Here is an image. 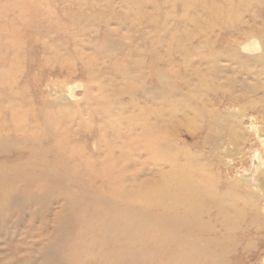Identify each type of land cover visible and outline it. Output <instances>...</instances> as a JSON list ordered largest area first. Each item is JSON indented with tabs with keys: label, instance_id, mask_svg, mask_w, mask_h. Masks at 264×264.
<instances>
[{
	"label": "rangeland",
	"instance_id": "1",
	"mask_svg": "<svg viewBox=\"0 0 264 264\" xmlns=\"http://www.w3.org/2000/svg\"><path fill=\"white\" fill-rule=\"evenodd\" d=\"M204 3L149 0V4L137 6L128 5L127 0H0V172L29 160L24 138L41 139L43 123L50 114L55 122L54 134L65 137L64 143L83 151L90 161L89 166L83 162L77 171L74 169L70 181L77 184L54 187L43 195L39 186L46 171L28 168L23 172L14 184L19 198L10 197L0 204V264H97L86 257L102 241L99 219L109 222L119 216L118 212L105 214V200L115 181L125 179L127 193L138 194L158 186L159 174L168 166L155 157L151 161L139 152L130 168H125L122 156L113 160L108 152L96 153L100 145L101 149L106 147V143L94 145L96 133L107 125L92 113L103 102L97 98L98 82L112 94L131 85L115 72L117 66H124L127 56L137 62L144 54L143 68H148L134 73L132 96L138 101L152 97L143 92V88L152 91L156 86L151 49L161 56L158 70L170 76L179 90L174 95L176 100L201 106L206 100L216 103L232 95L240 99L232 105L209 108L230 120L236 141L228 127L219 144L214 136H208L204 123L193 120L171 130L168 157L184 166L185 173L196 168L205 181L217 177L222 191L225 186L221 179L225 180L228 170L248 175L256 168L255 186L264 191V0H215L218 7L232 8L229 14L234 25H229V30L221 25L214 30L209 27L215 22L203 11ZM186 4L194 8L188 15H197V25L183 20ZM138 14L149 21L139 23ZM156 36L161 43H156ZM248 38L251 40L245 43ZM251 41L254 53H242L243 46ZM229 46H235L242 57L262 56V61H244L238 66L220 57L213 62L212 53H222ZM199 78L226 91L218 96L199 95L192 87ZM127 99L124 96L120 101ZM112 101L115 103L114 96ZM16 119L24 126L21 132L13 130ZM31 127L38 130L28 129ZM105 135L110 139L114 132L105 131ZM53 143L51 140L43 145L50 148ZM57 172L51 176L61 174ZM33 178L39 181L34 188H27ZM134 208L139 210L138 206ZM156 208L153 213L159 214L160 207ZM119 230L125 232L122 223ZM122 238V244L138 240ZM143 251L155 256L148 257ZM163 251L161 244L154 242L120 256L109 246L101 255L120 257L121 264H164L167 254ZM262 251L264 248L256 246L252 253L258 259ZM257 259L248 264H255Z\"/></svg>",
	"mask_w": 264,
	"mask_h": 264
},
{
	"label": "bare ground",
	"instance_id": "2",
	"mask_svg": "<svg viewBox=\"0 0 264 264\" xmlns=\"http://www.w3.org/2000/svg\"><path fill=\"white\" fill-rule=\"evenodd\" d=\"M203 1L205 2L203 11L215 22L209 27L214 30L217 25H221L227 30L231 29L228 26L234 25L230 22L233 20V16L229 14L232 8L229 5L227 8L218 7L214 3L215 0ZM127 2L128 5L133 3L137 6L149 4V0H127ZM109 5L111 6L112 3ZM154 7L155 10H158V6L154 5ZM193 9L191 5H184L183 20L186 21L185 19H187L192 24L197 25V15H188V13L193 12ZM137 18L139 23L145 20L149 21L144 14H138ZM249 40L251 39L245 40V43ZM155 41L161 43L158 36H156ZM253 49L254 45L251 41L244 45L241 50L242 53L243 51L250 53V50L253 51ZM223 51L222 53H212L213 62H216L220 57L228 58L238 66H242L244 61L255 64L262 61V56H240V51L235 46L226 47ZM151 52L154 60L152 64L154 67L156 66L157 70L153 73L156 86L152 91L146 90V88L142 89L144 94L152 96L150 99L138 101L132 96L135 90L134 73L148 69L143 68L144 63L141 58L144 54L139 57L140 60L137 62L132 61L131 57L127 56V58H123L122 64L124 66L115 68L119 78L127 81L128 84L131 82L126 90L116 91L112 94L106 90L101 81L98 82L96 91L99 95L97 98L103 102L95 107L92 113L99 117L101 124L106 123L107 126L105 129L100 128L96 133L97 142L94 145L106 143V147L101 149L100 145L96 153L101 155L100 153L103 151L108 152L107 154L113 160L122 156L126 163L124 164V166L126 165L125 168H130V165L136 161L137 155H140L139 152L143 151L145 158L153 161L155 157L157 161L167 165L168 170L160 172L156 188L150 187L138 194L125 192V179L119 178L118 181H115L110 197L105 200L107 204H105L107 209L105 214L118 212L119 216L108 219L109 222L107 219H99L102 224L99 227L102 241L87 254L86 258L95 259L97 264H121L120 257L119 259L117 257L108 258L101 255V252L109 246H113L117 249V253H115L120 256L126 251L133 252L134 249H144L146 245L157 242L161 244L162 251L167 250L162 252V254H167L163 261L164 264L251 263L257 259L256 254L252 253L256 246L259 249L264 248V191L255 186L256 168L248 175H246L247 173L244 175L241 170H228L225 180L222 181L221 179V183L225 186V190L222 191L217 177L205 181L198 175L197 169L193 167L192 171L185 173V167L179 164L176 159L168 157L167 151L170 146L168 139L171 130H176L178 126H184L193 120L195 122L200 121L202 124L199 125L204 123V127L208 129V136H214L216 141L222 144L223 132L228 127L231 129L232 123L229 119L224 118L220 111L209 110V108L210 106H222L225 103L232 105L239 102L240 99L232 95L228 100L221 99L216 103L206 100L207 102L204 101L201 106L194 101L176 100L174 95L179 90L173 86V79L170 76L162 70H158L157 66H159V58L161 57L159 52L155 49H151ZM255 52L257 53V50ZM194 83L195 86H192L194 92L199 93V95L216 93L218 96L219 92L226 91L224 88L210 86L201 78L195 80ZM73 90L71 89V93L69 92L71 99L74 98ZM113 96L115 103L112 101ZM124 96L129 99L124 102L120 101L121 97ZM140 104L142 105L138 108ZM150 104L152 105L149 106ZM130 113L132 117L125 116ZM50 115L43 123L45 128L41 139L24 138L25 150L29 154V160L10 170L0 172V204L6 202L5 200L10 197L12 199L19 198L14 184L18 182L23 172L28 168H42L46 171L42 177L44 185L41 183L42 186H39L42 190L40 193L43 195L54 187H69L70 184H77L70 181L71 175L77 171L76 167H79L80 164L83 165V162L84 165L89 166V156H86L80 149L64 143L65 137L58 138L54 134L55 122L52 121ZM203 119H206L207 122H203ZM13 124L14 132L24 130L20 120L16 119ZM28 129L38 130L32 127ZM109 130L114 132L113 138L110 139L105 135V131L108 134ZM230 135L235 141L237 140V133L233 132L232 129ZM51 140L54 141L53 146L45 148L43 143ZM65 155L68 158L64 157ZM55 171H59L61 174H57L56 177L51 176L55 174ZM85 174L87 175L86 171ZM31 176L33 177V175ZM64 179L69 183L68 185H65ZM38 181L39 179L33 178L27 184L29 185L27 188L30 186L34 188ZM136 206L139 208L138 211H135L134 207ZM157 206L160 207L161 212L154 214L153 211L157 209ZM119 209L121 210L116 211ZM121 223L125 232L119 230ZM125 236L132 240L134 238L138 240L122 244V237ZM143 253H146L148 257L153 258L155 256V253L149 251H143ZM244 254L249 255L244 257ZM259 256L255 264H264V251L260 252Z\"/></svg>",
	"mask_w": 264,
	"mask_h": 264
}]
</instances>
